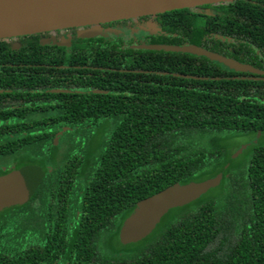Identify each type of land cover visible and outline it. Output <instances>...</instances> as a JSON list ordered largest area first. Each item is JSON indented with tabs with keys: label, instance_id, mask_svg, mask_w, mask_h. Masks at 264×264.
Instances as JSON below:
<instances>
[{
	"label": "trees",
	"instance_id": "16d2710c",
	"mask_svg": "<svg viewBox=\"0 0 264 264\" xmlns=\"http://www.w3.org/2000/svg\"><path fill=\"white\" fill-rule=\"evenodd\" d=\"M199 8L161 14L165 34L150 45H194L227 58L226 48L237 45L230 39H247L264 52V0ZM94 34L66 55L62 49L63 63L89 56L99 69H84L86 84L139 92L98 94L93 106L73 101L65 115L71 127L58 146L52 138L61 127L0 126V176L24 166L43 172L26 203L0 211V264H264V71L230 77L204 56L145 45L122 49L121 38ZM47 35L26 36L18 52L0 40L6 57L0 70L16 72L9 76L16 85L6 88L27 91L47 55L59 53L41 44ZM100 121L111 125L86 126ZM218 174V186L169 210L145 238L120 243V229L139 201ZM71 204L80 215L70 214ZM105 240L110 252L102 250Z\"/></svg>",
	"mask_w": 264,
	"mask_h": 264
},
{
	"label": "water",
	"instance_id": "95a60500",
	"mask_svg": "<svg viewBox=\"0 0 264 264\" xmlns=\"http://www.w3.org/2000/svg\"><path fill=\"white\" fill-rule=\"evenodd\" d=\"M234 0H0V39L43 32L96 26L102 23L134 19L166 12L193 9L204 5ZM94 33L83 35L94 36ZM149 49L188 52L207 57L236 71L261 74L251 66L241 64L204 48L188 46L149 45ZM247 145L234 154L238 156ZM42 170L24 166L0 176V211L26 203L35 192ZM222 175L188 184H174L136 204L120 231L123 244L142 240L149 235L171 209L197 200L209 189L220 184Z\"/></svg>",
	"mask_w": 264,
	"mask_h": 264
},
{
	"label": "flooded vegetation",
	"instance_id": "af4514ba",
	"mask_svg": "<svg viewBox=\"0 0 264 264\" xmlns=\"http://www.w3.org/2000/svg\"><path fill=\"white\" fill-rule=\"evenodd\" d=\"M194 8L193 11H202L201 8ZM204 12L219 15L221 11L215 8H204ZM161 14L148 15L143 17H138L134 19L112 21L107 23H102L96 26L87 27H74L67 28L63 30H55L49 32L47 37L41 39V44H47L50 47L58 48V54H48L46 57V63L43 64L45 70L38 74V77L28 78L29 87L26 89H20L19 87H8L10 83L16 85L15 78L13 80L9 79V76H16L14 70L7 71L6 69L0 70V82L4 84L5 88H0V126L10 125V126H20L25 125L29 127L38 126L42 128L61 127L57 130L52 138L54 145H59L62 143L65 129L71 127V122H66L65 115L67 107L70 106L73 101L82 104L83 100L86 105H98V94H119L122 90L126 94H132L139 92L137 87H112L111 89H100L98 86H90L86 84V80L82 78L85 76L84 69L96 70L99 67L94 65L93 61L89 56H81L84 60H76L75 63L71 65L64 64L65 61L64 54L70 53L73 50V44L84 40L83 34L85 33H97L107 39L121 38L119 48L122 49H137L140 46L150 45V40L153 36L165 34L160 24ZM161 27V28H160ZM96 28V29H94ZM99 29V30H98ZM40 34V33H39ZM26 36H18L11 38H3L9 42V49L11 51H19L23 47L22 40ZM82 38V39H79ZM1 40V39H0ZM84 42V41H82ZM229 42L236 43L237 45L232 47L228 46L226 52L231 56L228 59H233L241 64L253 67L256 70L264 71V52H261L253 42L247 39L234 40L230 39ZM242 43V44H241ZM55 49H51L52 51ZM255 53V55L253 54ZM3 55V53H0ZM223 56V55H222ZM11 57V56H10ZM225 57V56H224ZM1 59H6L5 56H0ZM2 62V61H0ZM136 63V61H135ZM17 63L8 62L6 66L14 67ZM21 66V64H19ZM4 67V63L1 64ZM140 66V65H138ZM225 66V65H224ZM226 67V66H225ZM68 68H80L77 71H68ZM225 73H229L230 77H240V78H252L256 77L255 73L246 71H236L226 67L224 69ZM88 73V74H87ZM86 75H90L87 72ZM98 79V72H92V76ZM7 79V80H6ZM136 80V79H134ZM93 99V100H91ZM80 104V105H81ZM81 122H78L75 127H80ZM88 123V122H87ZM109 126L111 121L105 123L100 122H89L87 127L94 126ZM12 136V135H11ZM83 137L79 135L76 136V140H81ZM247 145V144H244ZM73 203V201H71ZM70 214L74 212L77 216L81 214L80 209H75L76 207L71 204ZM73 225V223H70ZM72 226L70 225L69 229ZM122 228V227H121ZM110 231V230H109ZM121 231V229H120ZM104 233L105 239L106 235L110 232ZM120 241V232H119ZM120 243H122L120 241ZM123 244V243H122ZM102 250L105 252H110L111 248L107 245L106 240L102 245Z\"/></svg>",
	"mask_w": 264,
	"mask_h": 264
},
{
	"label": "rangeland",
	"instance_id": "374dc122",
	"mask_svg": "<svg viewBox=\"0 0 264 264\" xmlns=\"http://www.w3.org/2000/svg\"><path fill=\"white\" fill-rule=\"evenodd\" d=\"M94 29H96V28H94ZM97 30V29H96ZM99 30V29H98ZM86 34H88V33H85V34H83V35H86ZM244 145V144H243ZM4 162H0V165L1 164H3ZM5 164V163H4Z\"/></svg>",
	"mask_w": 264,
	"mask_h": 264
}]
</instances>
